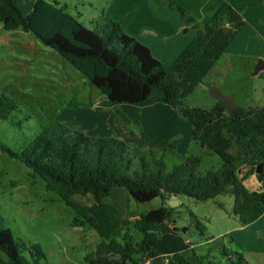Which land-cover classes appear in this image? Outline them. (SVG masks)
<instances>
[{
	"label": "trees",
	"instance_id": "obj_1",
	"mask_svg": "<svg viewBox=\"0 0 264 264\" xmlns=\"http://www.w3.org/2000/svg\"><path fill=\"white\" fill-rule=\"evenodd\" d=\"M161 2L175 9L186 25L193 22L190 12L176 0ZM213 19L214 28L207 24L198 28L177 59L166 65L112 18L88 28L57 2L34 0L25 14L14 0H0L3 29H22L51 47L100 91L103 104L168 105L189 122L193 140L222 161L219 169L200 174L199 156H181L179 163L169 166L154 150L146 156L120 138L73 131L54 119L18 151L0 144L3 152L28 167L47 190L74 210V221L97 232L101 241L85 256L84 264H138L157 256L167 258L166 264H217L209 249L197 254L186 241L182 233L187 227L180 230L171 221L173 208L167 204L171 195L202 201L231 192L233 214L242 226L264 213V190H250L244 184L252 174L259 183L264 181V105H236L228 113L222 101L215 100L210 109L184 103L244 26L228 0ZM16 109L14 99L1 95L0 119H8ZM165 148L176 155L173 144ZM242 167L246 171L240 174ZM115 187L125 188L139 203L159 197L162 204L133 220L122 218L113 204L102 201ZM76 195H90L93 201L82 205L72 201ZM196 226L203 235V225L197 221ZM132 228L141 233L139 241L132 240ZM220 254L227 264H249L240 252L223 248ZM44 259L40 247L15 237L0 215V264H43Z\"/></svg>",
	"mask_w": 264,
	"mask_h": 264
},
{
	"label": "rangeland",
	"instance_id": "obj_2",
	"mask_svg": "<svg viewBox=\"0 0 264 264\" xmlns=\"http://www.w3.org/2000/svg\"><path fill=\"white\" fill-rule=\"evenodd\" d=\"M14 1L22 10H27L34 0ZM46 1L57 2L58 6L88 28L105 21L104 18L112 10L125 16L130 12L128 17L142 10L141 0ZM154 1H159L158 5L172 10L181 18L175 9L164 5L161 2L163 0ZM251 1L254 2L251 6L261 3L259 0ZM177 2L190 12L193 22L198 25L200 18L209 16L207 10L199 4L191 5L187 0L185 5ZM262 8L264 10V6ZM244 22V27L237 33L226 53L184 99L186 105L210 109L215 103L209 94L212 87L230 96L237 106L264 105V67L258 68L260 63H264V23L263 26L253 28L250 25L251 17ZM1 95L14 99L17 104V109L8 119H0V144L14 151L20 150L44 125L54 119L73 131H83L91 136L120 138L129 146L144 151L146 156H149L150 150H154L155 156H161L169 166L179 163V157L191 155L201 159L198 166L200 174L217 170L222 164L218 155L193 140L189 122L176 109L170 107L175 116L169 115V125L166 127L163 126L164 119L159 120L151 115L150 118L138 120L140 112L151 114V109H142L140 106L133 107L134 116L130 120L125 107L127 105L103 104L105 97L100 91L51 47L29 32L22 29L5 30L0 25ZM232 127L235 128V125ZM170 130H175L177 134L167 136L166 132L171 133ZM168 143L175 146L176 155L165 148ZM245 171L246 167H242L240 174ZM247 185L252 189L249 180ZM179 198L180 203L171 207L173 211L170 218L180 230L187 227V231L182 233L183 237L195 245L204 241L205 237L211 238L207 247L194 246L197 254H204L203 248H207L217 264H227L226 257L220 254L222 246L241 253L231 239L233 237L246 250L256 246L253 252L258 253L247 254L249 250L243 253L249 264H264V217L252 227L239 232L236 228L241 225L233 214L231 192L202 201L187 196ZM71 199L86 206L91 203L90 197L76 195ZM103 201L118 207L119 212L129 218L162 204L159 197L139 203L121 187L112 188ZM0 215L4 218V225L15 237L27 245L37 244L40 247L45 255V259L41 260L43 264H84L85 256L92 254L101 241L92 227L74 221V210L54 192L47 190L42 179L1 149ZM197 221L204 227L203 235L199 234ZM130 231L132 240L139 241L141 233L133 228Z\"/></svg>",
	"mask_w": 264,
	"mask_h": 264
},
{
	"label": "crops",
	"instance_id": "obj_3",
	"mask_svg": "<svg viewBox=\"0 0 264 264\" xmlns=\"http://www.w3.org/2000/svg\"><path fill=\"white\" fill-rule=\"evenodd\" d=\"M176 1H179L182 5L186 4L184 3L186 2V0H176ZM223 1L224 0H187L189 4L191 5L199 4L202 6L203 9L207 10L206 12L209 14V16L200 18L199 19L200 25H198V23L196 22H192L186 25L182 21V19L177 14H175V12L167 8H162L160 5H158V3L160 4V2L159 1L155 2L154 0H141L140 3H142L141 4L142 10H140L133 16L128 17L129 15H131L130 12L128 14L126 13L127 15L125 16V14L124 15L119 14L118 11L112 10V12L108 13L107 17H105L104 20L108 19L109 17L114 20H118L125 33H127L128 35L134 38H137L142 44L147 46L151 54L156 59H158L159 61H161L162 63L166 65H171L177 59L180 53L191 42V40L193 39L195 35V31L198 28H200L204 24H207L210 28L215 27V21L213 19V14L218 9V7L223 3ZM259 1H261L259 5L254 4L253 6H251L250 4L253 2L251 0H242V1L228 0L230 5L242 16V18L244 19L243 21H246L248 20L249 17H251L250 25L253 28L258 25L263 26V23H264V10L262 8V6H264V0H259ZM32 4L31 6L28 7L27 10H22V7L20 6L19 7L21 8L22 11H24L23 13L26 14L31 10ZM244 25H245V22H244ZM230 45L227 47L226 51L228 50ZM226 51L224 53H226ZM259 67L263 68L264 63H260ZM125 105H127L125 107L128 111L129 119L131 120L132 116H134V113L132 112L134 111L133 109L135 108L133 107H139V106L130 105V104H125ZM140 107L142 109H151L150 110L151 114H148L144 111L140 112L137 116L138 120L150 118V115H151L155 118H160L159 120L164 119L163 121L165 122L163 125L164 127L169 125V121H168L169 115L173 114L175 116L174 112L171 111L170 106L162 104V103H155L152 105L140 106ZM167 112L169 113L166 114ZM139 127L141 129V125H139ZM170 132L171 133L166 132L167 136L170 135L171 137V135L177 134L175 130H170ZM248 180L251 182V186H252V189L250 190L260 189L261 186H260V183L257 181L255 174L249 175L248 178L244 180V184L247 188H248V185H247ZM85 197H90L91 203H92L93 200L90 195H85ZM176 199L180 203V198L178 196H176ZM116 208H117V215L122 218H128L132 220V218L134 219L137 216L136 215L135 217H132V218L126 217L123 213L119 212L118 207ZM262 217H264V213L257 220L261 219ZM257 220L245 226L241 225L239 228H236V231H239V232L245 231V229L252 227L256 223ZM205 238L206 239H204V241L199 242L196 245L191 243V245L193 247L197 245L198 246L206 245L207 247V243L210 242L211 238H207V237ZM231 239L234 240V242L238 246L237 250L241 251L242 255L243 253H247L248 250H249L248 251L249 253L247 254H252V252L256 248V246H253L252 249H249L250 248L249 247L246 250L233 237ZM222 248H226V247L222 246ZM203 249L205 251L206 248H203ZM253 253H258V252H253Z\"/></svg>",
	"mask_w": 264,
	"mask_h": 264
},
{
	"label": "water",
	"instance_id": "obj_4",
	"mask_svg": "<svg viewBox=\"0 0 264 264\" xmlns=\"http://www.w3.org/2000/svg\"><path fill=\"white\" fill-rule=\"evenodd\" d=\"M6 21L7 20H5L4 22ZM209 94L216 101L224 102L228 113H230L236 107V104L233 102L230 96L222 94L215 87L210 88ZM260 169H261V164L255 169V173L258 174L260 172ZM260 186L264 190V181L260 182ZM175 204H179V202L176 199V195H171L170 199L168 200V206L173 207ZM161 260H162L161 256H157L155 259L152 260L151 264H161Z\"/></svg>",
	"mask_w": 264,
	"mask_h": 264
},
{
	"label": "built area",
	"instance_id": "obj_5",
	"mask_svg": "<svg viewBox=\"0 0 264 264\" xmlns=\"http://www.w3.org/2000/svg\"><path fill=\"white\" fill-rule=\"evenodd\" d=\"M186 241H189L188 239H186ZM190 242V241H189ZM167 258H165L164 260H163V262L166 264L167 263ZM151 262H152V259H146L145 261H144V263L145 264H151Z\"/></svg>",
	"mask_w": 264,
	"mask_h": 264
}]
</instances>
